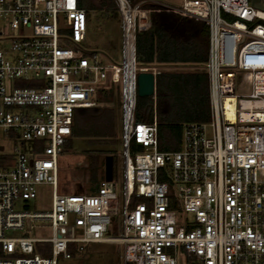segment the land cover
Wrapping results in <instances>:
<instances>
[{
	"label": "built area",
	"instance_id": "built-area-1",
	"mask_svg": "<svg viewBox=\"0 0 264 264\" xmlns=\"http://www.w3.org/2000/svg\"><path fill=\"white\" fill-rule=\"evenodd\" d=\"M115 2L120 66L84 51L79 0H0L9 31H0V134L20 140L0 162V264H59L72 245L79 256L107 241L124 244L125 264H264V11L251 0ZM156 9L209 25L210 120L184 124L177 151L160 150L156 122L135 119L137 75L149 71L136 61V37ZM108 78H122L123 199L115 176L95 193L59 194L75 111L94 105ZM41 184L52 185L51 210H18ZM33 221H49L52 236L7 235Z\"/></svg>",
	"mask_w": 264,
	"mask_h": 264
},
{
	"label": "trees",
	"instance_id": "trees-1",
	"mask_svg": "<svg viewBox=\"0 0 264 264\" xmlns=\"http://www.w3.org/2000/svg\"><path fill=\"white\" fill-rule=\"evenodd\" d=\"M79 3L87 11L89 22L93 12H101L107 16L118 15L115 0H79ZM152 21V28L138 33L136 37L138 65H189L196 69L159 70L156 74L155 95L137 97L135 119L137 122H156L160 150L177 151L181 148L184 124L210 120L209 76L205 70L209 50V25L204 20L165 9H156L152 13ZM120 111L122 112L120 89L114 85L100 86L94 96V105L75 111L72 136L65 143L64 151L70 150L77 138H83L93 147L120 145ZM108 151L111 155L114 153L110 149ZM113 156L115 170L117 157ZM4 157L0 156V162ZM104 158L105 156L100 157L96 153L89 155L88 174L92 183L90 193H95L105 178ZM114 176L116 177V170ZM38 248L42 250L41 245ZM71 251L73 258L77 257L73 245ZM44 254L49 255V252L46 250ZM1 256L3 250L0 245Z\"/></svg>",
	"mask_w": 264,
	"mask_h": 264
},
{
	"label": "rangeland",
	"instance_id": "rangeland-1",
	"mask_svg": "<svg viewBox=\"0 0 264 264\" xmlns=\"http://www.w3.org/2000/svg\"><path fill=\"white\" fill-rule=\"evenodd\" d=\"M163 3L171 4L179 7L182 0H160ZM0 31L8 34L7 24L4 19H0ZM122 23L119 15L107 16L101 12H93L92 19L88 23L86 37L82 43L86 53H97L100 61L105 65H122ZM3 42H0V48ZM196 67L184 66L178 71H193ZM105 85L118 87L122 92V78L116 80L108 78ZM120 116L122 112L120 111ZM122 128L120 145L109 147H93L89 146L83 138L74 140L73 147L70 150L63 151L59 162V179L58 193L59 194H74V193H90L92 183L89 181L88 164L89 155L97 154L100 157L111 155L108 149L114 151L112 155H116V177L117 195L119 200L123 199V184L121 179L123 168V144H122ZM20 140H15L11 136L0 134V156L11 155L14 152L15 146L19 145ZM99 149V150H98ZM96 150V151H95ZM95 151V152H94ZM134 155V154H133ZM105 159V158H104ZM105 161V160H104ZM114 170V172H115ZM37 198L29 201H19L16 205L18 210L27 209L31 212L44 213L51 210L52 206V185L41 184L37 188ZM73 217L70 218V225H73ZM79 234V229L77 230ZM118 234L117 222L112 223L111 232L108 236ZM8 236L20 237L23 235L37 238H49L52 236V229L49 221H33L27 224L24 231H8ZM124 244L121 242H99L89 244L86 251L81 255L65 259L60 258L59 264H125L123 258ZM180 261V258H179Z\"/></svg>",
	"mask_w": 264,
	"mask_h": 264
},
{
	"label": "water",
	"instance_id": "water-1",
	"mask_svg": "<svg viewBox=\"0 0 264 264\" xmlns=\"http://www.w3.org/2000/svg\"><path fill=\"white\" fill-rule=\"evenodd\" d=\"M251 3L257 9L264 11V0H251ZM156 75L150 71H142L137 75L138 96L146 97L155 94ZM3 150V147L0 148ZM114 178V156L105 157V179L112 181Z\"/></svg>",
	"mask_w": 264,
	"mask_h": 264
},
{
	"label": "crops",
	"instance_id": "crops-1",
	"mask_svg": "<svg viewBox=\"0 0 264 264\" xmlns=\"http://www.w3.org/2000/svg\"><path fill=\"white\" fill-rule=\"evenodd\" d=\"M186 65L183 66H157V64H151L149 66H146L145 68H147L149 71H159V70H174V71H178L177 69L184 67ZM4 149V148H3Z\"/></svg>",
	"mask_w": 264,
	"mask_h": 264
},
{
	"label": "bare ground",
	"instance_id": "bare-ground-1",
	"mask_svg": "<svg viewBox=\"0 0 264 264\" xmlns=\"http://www.w3.org/2000/svg\"><path fill=\"white\" fill-rule=\"evenodd\" d=\"M125 70L127 78L131 80L133 78V67L129 64Z\"/></svg>",
	"mask_w": 264,
	"mask_h": 264
}]
</instances>
